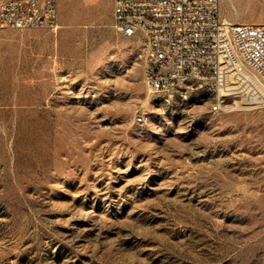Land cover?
I'll list each match as a JSON object with an SVG mask.
<instances>
[{"label":"rangeland","instance_id":"rangeland-1","mask_svg":"<svg viewBox=\"0 0 264 264\" xmlns=\"http://www.w3.org/2000/svg\"><path fill=\"white\" fill-rule=\"evenodd\" d=\"M109 2L0 28V264H264V107L155 91ZM221 15L264 22V0Z\"/></svg>","mask_w":264,"mask_h":264},{"label":"built area","instance_id":"built-area-1","mask_svg":"<svg viewBox=\"0 0 264 264\" xmlns=\"http://www.w3.org/2000/svg\"><path fill=\"white\" fill-rule=\"evenodd\" d=\"M58 14V0H0V28L57 29ZM113 22L145 37L155 91L214 88L213 114L264 107V22L226 20L221 0H113Z\"/></svg>","mask_w":264,"mask_h":264},{"label":"crops","instance_id":"crops-1","mask_svg":"<svg viewBox=\"0 0 264 264\" xmlns=\"http://www.w3.org/2000/svg\"><path fill=\"white\" fill-rule=\"evenodd\" d=\"M110 2H109V4L111 5V4H113V0H109Z\"/></svg>","mask_w":264,"mask_h":264}]
</instances>
